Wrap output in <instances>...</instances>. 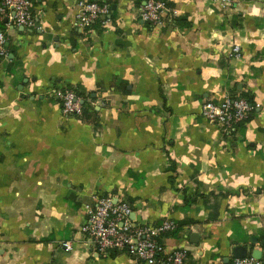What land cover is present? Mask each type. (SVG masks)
<instances>
[{"label": "crops", "instance_id": "1", "mask_svg": "<svg viewBox=\"0 0 264 264\" xmlns=\"http://www.w3.org/2000/svg\"><path fill=\"white\" fill-rule=\"evenodd\" d=\"M80 1L32 0L34 28L0 19V264H144L80 232L96 195L135 223L194 222L159 239L185 264H233L235 245L264 258V0H166L158 26L143 0H89L108 6L90 27ZM69 88L85 120L63 111ZM245 95L230 132L205 114Z\"/></svg>", "mask_w": 264, "mask_h": 264}, {"label": "built area", "instance_id": "2", "mask_svg": "<svg viewBox=\"0 0 264 264\" xmlns=\"http://www.w3.org/2000/svg\"><path fill=\"white\" fill-rule=\"evenodd\" d=\"M231 5L232 0H216ZM81 24L90 27L93 22L107 15L108 6L95 1L81 0ZM174 16L166 0H143L140 17L143 21L158 26L169 15ZM171 16V17H172ZM33 12L32 0H2L0 3V19L6 18L17 26L34 28L37 22ZM6 35L0 31V57L7 56L5 47ZM232 55L241 58V45H235ZM63 111L70 116L83 114V100L71 90L61 93ZM255 105L244 97L227 96L220 103L209 102L205 105V114L230 132L246 121ZM94 207H88L87 216L80 227V232L90 239L102 252L112 250L125 251L144 264H185L187 252L181 248L167 252L159 239L176 230L179 223L166 219L160 224H139L131 220L133 209L125 200H115L110 195H96ZM70 246L69 243H65ZM233 264H264V261L253 256L234 258Z\"/></svg>", "mask_w": 264, "mask_h": 264}, {"label": "trees", "instance_id": "3", "mask_svg": "<svg viewBox=\"0 0 264 264\" xmlns=\"http://www.w3.org/2000/svg\"><path fill=\"white\" fill-rule=\"evenodd\" d=\"M100 20V19H99ZM99 20H97V21H99ZM96 22V21H95ZM94 23V22H93ZM177 23L179 24V25H184V24H182V22H181V19L179 18V19H177ZM93 26L94 25H96V24H92ZM186 25H188V24H186ZM2 29H4L3 27H1ZM69 89H71V90H73L76 94H77V96L78 97H80L82 100H83V114L81 115V116H79L81 119H83V120H85L86 119V115L88 114V112H89V106H88V96H86L83 92H81V91H79L77 88H69ZM243 97H245L246 99H248L251 103H253V100H252V98L250 97V96H243ZM254 104V103H253ZM249 119V118H248ZM247 119V120H248ZM194 222H192V221H188V220H183V221H181V222H179V226H178V228L176 229V230H174V231H172L171 233H169V234H167V235H174V236H176V235H178L179 234V232L182 230V228H184L185 226H187V225H190V224H193ZM113 254L115 255L116 253L115 252H113ZM262 261H264V258L263 259H261Z\"/></svg>", "mask_w": 264, "mask_h": 264}, {"label": "water", "instance_id": "4", "mask_svg": "<svg viewBox=\"0 0 264 264\" xmlns=\"http://www.w3.org/2000/svg\"><path fill=\"white\" fill-rule=\"evenodd\" d=\"M257 239H258L257 237H252V242L256 243ZM262 244L264 245V241ZM233 255L235 258H244V257L249 256V250H248L247 245H235L233 247ZM252 256L261 260L263 259V251L261 249L254 248L252 250Z\"/></svg>", "mask_w": 264, "mask_h": 264}]
</instances>
